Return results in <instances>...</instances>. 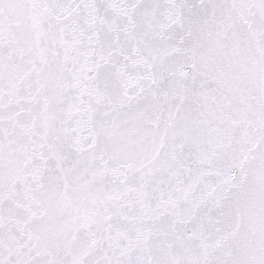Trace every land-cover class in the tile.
Listing matches in <instances>:
<instances>
[{"label":"snow or ice","instance_id":"snow-or-ice-1","mask_svg":"<svg viewBox=\"0 0 264 264\" xmlns=\"http://www.w3.org/2000/svg\"><path fill=\"white\" fill-rule=\"evenodd\" d=\"M0 264H264V0H0Z\"/></svg>","mask_w":264,"mask_h":264}]
</instances>
